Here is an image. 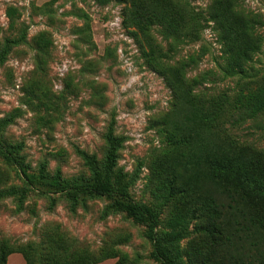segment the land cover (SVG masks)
Here are the masks:
<instances>
[{
  "label": "rangeland",
  "instance_id": "rangeland-1",
  "mask_svg": "<svg viewBox=\"0 0 264 264\" xmlns=\"http://www.w3.org/2000/svg\"><path fill=\"white\" fill-rule=\"evenodd\" d=\"M213 1L189 0L204 25L201 40L181 44L166 62L175 65L199 54L200 47L206 49L203 57L185 69L186 79L206 73L194 93L214 95L226 90L232 96L249 77L239 80L222 72L223 45L208 15ZM234 5L238 11H251L264 19V0H235ZM125 6L102 0H0V49L5 40L17 41L0 63V146H20L17 154L33 175L41 168L49 176L58 171L64 179L87 178L79 153L93 155L100 162L112 120L114 135L122 138L116 167L126 174L129 195L137 203L154 207L162 222L174 208L172 203L155 201L150 192L152 163L164 147L152 123L173 111L176 115L172 112L170 125L184 128L192 121L200 125L199 106L194 103L175 110L172 89L145 64L132 28L126 25ZM150 33L164 50L168 48L158 26ZM258 33L263 44L248 69L252 80L264 77V25ZM259 122L224 124L220 137L252 148L253 155L264 160V132ZM192 152L198 162L199 143L188 148L182 159ZM1 153L0 190L23 188ZM19 195L0 196V242L13 246L36 243L44 225L58 224L79 245L109 257L101 264H158L149 258L151 245L144 226L122 213L105 210L106 199L88 200L85 210L71 213L61 195H50L51 204L49 195L30 189L20 205ZM236 200H224V209L237 210L238 215L225 241L197 233L182 241V248L189 250L192 245L200 252L201 256L193 255L197 264H257L259 254L249 249V206ZM261 236L264 239V229ZM260 255L264 264V247Z\"/></svg>",
  "mask_w": 264,
  "mask_h": 264
},
{
  "label": "trees",
  "instance_id": "trees-1",
  "mask_svg": "<svg viewBox=\"0 0 264 264\" xmlns=\"http://www.w3.org/2000/svg\"><path fill=\"white\" fill-rule=\"evenodd\" d=\"M107 1L126 5V25L132 28L131 34L145 64L162 76L172 89L175 110L194 103L199 106L200 125L197 121L196 124L194 121L186 123L184 128L170 125L168 121L173 111L167 115L168 118L152 123L164 147L152 163L150 180L153 187L150 192L155 201L172 203L174 209L161 222L160 214L154 207L132 200L126 174L116 167L122 138L114 135L112 120L104 135L102 160L99 162L93 155L79 153L88 171L87 178L64 179L58 171L49 176L41 168L33 175L17 154L20 146L1 145L3 158L15 169L24 187L0 190V196L20 192L17 200L20 205L30 189L49 195L51 204L54 199L50 195H61L71 213L77 209L85 210L88 200L106 199L109 204L105 210L122 213L134 224L144 226V236L151 245L149 258L158 264H197L193 259V255L201 256L197 248L191 245L186 250L181 246L182 241L192 233L212 241H225V233L232 228V224H236L234 218L238 215L237 210L230 213L224 209V200L237 201V197L238 201H246L249 206V249L259 254L257 264H261L260 248L264 247L261 236L264 229V215H261L264 211V160L253 155L252 148L238 146L233 140L220 136L224 124L234 125L255 119H260V130L264 132V77L252 80V76L248 75L253 57L262 49L263 41L258 28L264 25V19L251 11L236 10L235 0H214L211 3L209 19L214 23L213 29L217 28L218 40L223 45L222 72L239 80L249 77V81L243 80L232 96L226 90L204 95L194 93V89L205 81L206 73L188 80L185 69L203 57L206 49L200 47L199 54L190 55L175 65L166 62L168 54L181 44L201 40L204 25L189 0H102ZM154 26H158L168 40L166 50L152 37L150 30ZM16 43L13 40L4 41L0 49V63ZM217 138L220 140L217 141ZM196 143L201 150L198 162L194 152L183 160L185 151ZM42 229L36 243L13 246L1 241L0 264H6L7 257L13 253L20 254L24 264H99L109 259L79 245L58 224H47Z\"/></svg>",
  "mask_w": 264,
  "mask_h": 264
},
{
  "label": "crops",
  "instance_id": "crops-1",
  "mask_svg": "<svg viewBox=\"0 0 264 264\" xmlns=\"http://www.w3.org/2000/svg\"><path fill=\"white\" fill-rule=\"evenodd\" d=\"M101 263H99V264H101ZM6 264H24V261H23V258L21 257L20 254L13 253L7 257ZM108 264H112V263L108 262Z\"/></svg>",
  "mask_w": 264,
  "mask_h": 264
}]
</instances>
